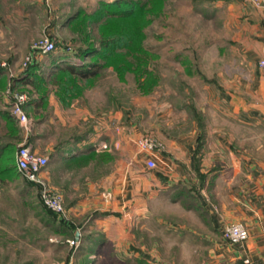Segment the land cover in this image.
I'll return each instance as SVG.
<instances>
[{
  "label": "crops",
  "instance_id": "obj_1",
  "mask_svg": "<svg viewBox=\"0 0 264 264\" xmlns=\"http://www.w3.org/2000/svg\"><path fill=\"white\" fill-rule=\"evenodd\" d=\"M9 1L0 0V48L15 54L18 43L10 42L14 37L4 21ZM211 3L208 18L215 31L205 46L217 64L207 76L208 98L197 106L204 122L192 121L177 133L158 135L162 150L151 170L143 160L138 165V135L131 121L115 134L99 126L82 145H73L72 152L69 144L55 151L52 164L59 173L85 160L101 143L115 146L109 167L105 162L97 165L98 183L86 182L87 192L78 194L76 180L69 179V240L75 242L69 243L66 264H110L102 257L110 253L137 260L140 249L148 250L138 246L137 232L154 228V222L165 232L192 238L194 264H264V67L259 65L264 61V0L257 6L245 0ZM1 49L0 61L15 65L18 60H7ZM5 66L0 69L1 111L9 110L11 103L2 92L9 74ZM33 76L18 73L14 85L28 86ZM41 106V97L33 95L24 109L28 113ZM30 144L38 151L33 141ZM237 221L246 226L248 237L232 245L223 238L222 228ZM139 223L144 224L139 228Z\"/></svg>",
  "mask_w": 264,
  "mask_h": 264
},
{
  "label": "rangeland",
  "instance_id": "obj_2",
  "mask_svg": "<svg viewBox=\"0 0 264 264\" xmlns=\"http://www.w3.org/2000/svg\"><path fill=\"white\" fill-rule=\"evenodd\" d=\"M138 1L146 3L149 9L139 21H117L123 16H115L108 24H101L103 17L86 25L79 17L69 21L65 16L79 14L85 17L97 9L99 0H10L4 4V21L14 37L10 42H17L18 46L15 54L0 49L7 60L13 57L18 61L13 66L11 62H4L5 66L0 61V67H7L9 72L2 92L8 95L15 88L23 89L31 96L41 97L42 106L36 111L34 107L30 112L27 109V129L16 120L8 124L0 117V140L4 148L0 173L8 168L6 176L0 178V264H66L69 257V233L56 232L55 223L59 218L51 222L45 216L36 187L27 186V179L14 167L15 151L21 142L25 140L30 144L33 141L38 151L30 146L48 157L45 179L61 194L67 209L69 179L76 180L78 194H82L87 192L86 182L94 180L98 183L96 178L101 169L97 168L99 163L85 159L76 166H64L56 173V164H52L56 158L55 150L52 149L59 141L61 146L69 144V152H72L73 145H82L83 138L93 135L99 126L105 127L108 134H115L124 123L131 121L136 124L138 137L159 139L158 135L177 133L190 126L192 121L198 123L201 119L204 122L205 115L197 106L208 98L205 86L210 83V78L207 76L217 64L209 46H205L210 41L211 31H215L208 18L212 0ZM103 27L140 34L141 45L150 54L147 65L152 74L149 80L153 79V82L145 91L138 87L133 72H126L121 78L109 66L97 70L90 81L78 87V91L73 90L79 94L70 99L69 78L72 76L62 75L59 84L53 83V75L62 72L54 68V58L56 65L63 62L81 64L77 56L80 47L89 43L97 46L96 40ZM44 37L54 41L57 48L30 63L36 66L30 79H37L36 87L30 81L28 86H23L25 88L16 87L14 76L29 67V63L24 64L25 58L31 53V47ZM64 45L69 49L63 48ZM94 59V56H84L86 62ZM106 145L108 150L105 152L111 159L105 164L109 167L115 146L113 142ZM46 147L51 150L46 151ZM91 151L97 149L88 153ZM139 153L136 157L138 165L144 163ZM158 214L163 213L159 211ZM144 223L141 225L149 227V221ZM153 224L154 228L146 231L142 227L137 232L138 246L148 249L143 252L140 249L137 260L133 255L123 253L116 257L112 253L103 254V259H109L110 264H194L197 254L192 252V238H181L176 232H165L156 227V222ZM138 225L140 228V223ZM101 264L105 263L101 261Z\"/></svg>",
  "mask_w": 264,
  "mask_h": 264
},
{
  "label": "trees",
  "instance_id": "obj_3",
  "mask_svg": "<svg viewBox=\"0 0 264 264\" xmlns=\"http://www.w3.org/2000/svg\"><path fill=\"white\" fill-rule=\"evenodd\" d=\"M98 5L99 6L93 13L86 14L85 17H80L79 14L74 15V18L69 17V15H66L65 17L69 18V21L79 17L81 18V22L84 21L85 25L86 23H93L96 21L98 22L99 20H101V18L105 17L101 24H108V22L114 21L115 16H123V18H119L117 21H124L128 19L130 21H139L140 19H143L145 14H147L149 11V9L146 8V3L139 2L138 0H99ZM127 15H129V17H126ZM136 33H134V31L132 32L124 29H117L115 31H112L111 29H105L103 27L102 33H100V37L96 40L98 44L97 46H92L89 43V45L80 47L77 56L81 64H71L70 62H63L60 65H58V63L56 65L57 59L54 58V68L62 72L57 73L60 75H53V83L59 84V81L62 79V75L72 76V78H69V98L71 99L73 95L75 96L79 94V92L73 93L72 91H78L79 86H83L82 84H84V82L90 81L91 76L96 74L97 70L111 66L112 69L115 70L121 78L126 72H133L135 74L136 80L138 81V87L147 91L149 86H151L153 82V79L149 80L152 77V74L147 65L150 61V54L142 47L140 42V34ZM63 48H65L66 50L69 49L67 45H64ZM84 56H94L95 59L86 62L84 60ZM69 57H71V53L69 54ZM28 66L29 67H27L26 70H24L20 74H25L27 76L34 75L33 72L36 70V66L34 64H29ZM40 77L42 78V76ZM15 79L16 77L14 76L13 80L15 81ZM36 80L37 79H33L32 81H30V84L34 88L36 87ZM19 91L26 92L23 89H19ZM28 96L31 95L28 94ZM0 117L6 120L8 124H10L11 120L14 121V118L9 111L0 110ZM1 142L2 141L0 140V165L1 162H3L4 149ZM60 143L61 141L57 143L58 145L55 147V151L59 150V148L61 147ZM110 159L111 158H109L105 151H102L98 154L91 151L86 156V160H93L97 163L107 162ZM6 174L7 173H5V171L3 173H0V178L6 176ZM25 182L27 186L35 187L32 182L28 180H25ZM38 199L40 206L42 207V212L46 217L49 218V220H51V222H54L56 218H59L58 222L55 223L56 232H62L65 234L69 233V218L64 219L60 217L59 214L44 206L39 196Z\"/></svg>",
  "mask_w": 264,
  "mask_h": 264
},
{
  "label": "built area",
  "instance_id": "obj_4",
  "mask_svg": "<svg viewBox=\"0 0 264 264\" xmlns=\"http://www.w3.org/2000/svg\"><path fill=\"white\" fill-rule=\"evenodd\" d=\"M245 1L257 6L262 0ZM55 50L56 46L54 41L47 37L41 38L31 47V53L25 58L24 64H30L41 54L51 53ZM2 64L5 65L4 62H2ZM259 65L264 67V61L260 60ZM8 95L11 98L10 113L12 117L19 125L27 129L29 118L24 109V104L27 102L28 94L24 91L12 90ZM136 144L138 145L139 151L145 154V167L148 169L155 168L156 155L162 150V143L160 140L152 136H142L136 139ZM105 148H107L106 143H101L97 150ZM47 164L48 157L39 154L30 146V144H27L25 140L17 146L15 151L16 170L35 185L37 194L44 206L59 214L60 217L67 219L68 210L63 205L61 194L45 179L44 174ZM105 197L109 198L110 193H105ZM222 235L223 238L232 245L241 244L247 239L248 231L242 222H230L223 225ZM74 242L73 239L69 240L70 244H74ZM246 264L251 263L247 262Z\"/></svg>",
  "mask_w": 264,
  "mask_h": 264
}]
</instances>
